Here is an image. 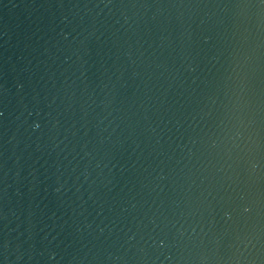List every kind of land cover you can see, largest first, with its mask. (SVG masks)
<instances>
[{
	"label": "water",
	"instance_id": "1",
	"mask_svg": "<svg viewBox=\"0 0 264 264\" xmlns=\"http://www.w3.org/2000/svg\"><path fill=\"white\" fill-rule=\"evenodd\" d=\"M0 264H264V0H0Z\"/></svg>",
	"mask_w": 264,
	"mask_h": 264
}]
</instances>
